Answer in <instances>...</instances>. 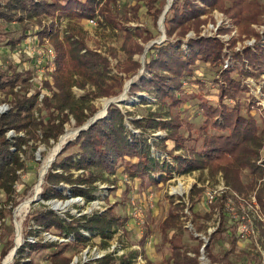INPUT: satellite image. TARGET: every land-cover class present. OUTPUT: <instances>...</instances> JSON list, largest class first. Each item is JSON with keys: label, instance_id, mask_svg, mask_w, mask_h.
Returning a JSON list of instances; mask_svg holds the SVG:
<instances>
[{"label": "trees", "instance_id": "16d2710c", "mask_svg": "<svg viewBox=\"0 0 264 264\" xmlns=\"http://www.w3.org/2000/svg\"><path fill=\"white\" fill-rule=\"evenodd\" d=\"M125 2L126 0H6L0 6L1 22L15 23L22 30L28 24L37 26L35 36L40 43L48 42L54 48L56 64V71L52 75L54 84L45 82L43 85L48 95L42 100V107H39L41 92L29 95V77L23 78L17 71L7 79L0 76V90L13 97L11 110L0 117V191L8 198L15 194L16 185L21 179L19 172L26 168L21 155L30 141L39 140V134H42L41 140L45 143L57 141L63 134L70 115L78 126H82L95 113L94 107H91L93 100L115 97L122 92L125 78L113 74L109 59L117 58L116 50L109 48L107 55H104L99 49L90 48L85 25L100 18L103 26L112 31H121L124 38L121 50L127 56V63L125 67L123 63L120 64V72L126 76H134L140 67L134 57L143 55L145 45L154 41L158 35L151 29L131 27L130 24L141 23L140 11L146 5L153 27H157V20L166 1ZM215 10L226 14L237 25L240 34L254 35L257 38L258 45L255 48L246 47L241 52L235 51V40H232L230 49L233 50V60L241 64L238 71V66L224 68L229 55L225 53V45L217 37L199 36L189 40L186 50L183 48L184 42L180 38H184L191 30L199 33L200 26L205 22L202 17ZM63 18L67 20L64 27L61 21ZM261 22H264V5L257 2L173 0L164 21L168 39L151 46L146 54V76L131 86V94L142 92L153 96L158 109H150L142 119L134 118L130 121L133 129L140 132L137 134L127 125V118L133 114H124L119 107L111 105L106 117L82 131L75 142L68 143L57 156L44 175L41 197L44 200L66 199L64 193L68 190L71 197H82L86 203H90L97 197L99 184L116 188L118 174L125 176L127 180L139 181L141 189L167 183L176 175L207 172L211 178L216 179L222 174L229 190L212 205L210 214L219 215V225L209 235L204 250L211 264H236V259L233 258H237L239 253L254 261V257L257 258L254 250L240 246L243 240L238 229L241 217L248 215V200L252 196H255L264 213V160L263 166L258 164L264 150V126L261 127L252 115V103L247 104L246 110L242 107L241 100L246 98L249 88L243 83V79L234 77L233 73L246 79L255 76V70H258V75L264 70V45L261 44L264 36L252 28V25ZM220 32L227 33L228 30ZM174 36L179 38L175 43L172 41ZM1 37L0 33V44ZM8 42L15 44L14 41ZM198 64H203L208 69L210 77L201 79L197 76ZM5 74L8 75L9 72ZM196 77L201 86H207L209 82L217 88L218 104L203 101L198 105L197 117H204V121L193 144L187 145L193 138L195 125L182 121L179 108L187 102V98L179 94L182 93L184 83L195 81ZM20 81L21 84H18ZM18 86L21 87L19 95L15 92ZM75 87L81 90L90 88L91 91L76 98L73 93ZM44 111H47L45 117L42 116ZM9 130H14L17 134L23 133L24 136L10 140L6 137ZM211 130L214 133H210ZM157 131L165 132L166 137L155 140L152 136ZM199 140L201 141L198 142ZM169 141L173 147L168 145ZM72 148H76V151L66 154ZM154 151L165 154V157L154 156ZM245 173L248 174L247 179L244 178ZM63 186L69 188L62 190ZM201 191L202 189L194 186L189 199L190 220L196 234L207 230L203 220L210 216L208 213L202 215L196 208L198 205L202 206ZM232 197L237 207L236 218L228 205ZM186 209L187 205L183 201L169 199L166 216L159 225L160 245L169 250L164 264H202L200 257L205 242L190 232V238L198 244L189 247L184 243V232L189 231L184 221ZM9 213L11 212H7L0 204V220H5ZM29 220L40 229L30 228L27 239L29 236H37L42 230H55L60 236H72L75 243L83 246L90 242L84 232L100 237L103 246H106L127 223L126 217L116 214L114 206L103 213L79 218L72 215L63 218L54 211L46 210L35 213ZM256 220H252V226H257L258 236L256 232L252 236L257 238L258 248L260 246L264 249V224ZM28 226L33 227L30 223ZM9 228L11 232L14 231L12 225ZM147 237L145 235L140 241L143 248ZM54 246L25 241L16 254L14 264L22 263L23 255L28 249L33 253ZM12 247L13 240L3 248L1 258H5ZM136 255L132 253L130 256L134 258ZM131 258L108 255L96 264H131ZM49 261L51 264H71L72 259L64 256V251H56Z\"/></svg>", "mask_w": 264, "mask_h": 264}, {"label": "rangeland", "instance_id": "374dc122", "mask_svg": "<svg viewBox=\"0 0 264 264\" xmlns=\"http://www.w3.org/2000/svg\"><path fill=\"white\" fill-rule=\"evenodd\" d=\"M135 1L136 0H126L125 3L130 4L134 3ZM165 1L166 5L163 9V12L168 5V0ZM249 1L264 5V0ZM5 2L6 0H0V6H3ZM163 12L157 20V27L154 28L152 18L147 14V7L145 5L140 11L141 23L132 22L130 24L131 27L140 26L151 29L155 35H158L154 41L145 45V51L147 49L149 50L154 44H161L168 39L165 26H159ZM99 19L100 18L96 19V25H91L89 23L85 25V30L88 33V45L92 49H99V52H103L104 55H107L106 53H108L107 50L109 48H114L117 52V58H109L112 64L113 74H119V76L125 78V80L122 92L118 96L99 98L91 102V107H94L95 113L83 125L88 123V121L96 115L102 114L104 111L105 113L103 114L102 118L106 117L108 108L111 105H116L124 114H126V112L133 114L127 118V125L131 130L139 134L140 132L134 130L133 126L130 125V121L134 118L142 119L144 115H147V112L150 109L151 111L158 109L156 99L153 96L142 92L137 93L136 95L131 94V86L134 83H138L141 77L146 76L145 63L147 53L144 51L143 55L134 57L140 65L134 76L131 74L126 76L125 73H121L120 71L122 67L120 64L123 63V67H125V64L127 63V56L121 50L124 41L123 33L117 30L112 31L110 28L103 26ZM202 19L205 22H203V24L200 26L199 33L195 30H191L184 38H180L184 42L183 48H187V43L190 39H195L199 36L207 38L217 37L223 42L226 48L225 53L229 55V58L225 61L224 68L229 69L231 67L238 66L236 68V71H238L237 69L241 68V64L238 61L233 60V50L230 49L232 40H235V51L241 52L246 47L255 48L258 45L257 38L254 35L246 36L240 34L241 32L239 33L237 25H235L226 14L220 12L219 10H215L207 16H203ZM61 21L63 22V27L66 26L67 20L63 18ZM36 27L37 26L33 24H28L25 27V30H22V28L15 23L6 24L0 21V33L2 35L0 44V76H2L4 79H7L12 75V73L17 71L21 73L23 78L26 76L29 77V84L27 87V90L30 89L29 95L41 92L39 97V107H42L41 102L45 98V95H48V93L44 91L43 85H45V82H49L51 85L54 84L52 75L56 71V64L54 61L48 62L49 53L53 51L55 54L54 48L48 42H43V44L39 42L38 37L35 36ZM252 28L261 36H264V22L252 25ZM222 30H228V32L222 33L220 32ZM23 34L26 36L23 37ZM176 39L179 38L176 36L172 38L173 43L176 42ZM8 41H14L15 44H11ZM261 41V44L264 45V37ZM153 42L157 43L151 45ZM196 71L197 76L201 79L206 76L208 78L209 76V74H207L208 69L203 64H198ZM5 72H9V74L7 75ZM254 73L256 74L255 76L248 77L246 79L242 78L239 74H236V72L233 73V76L243 79V83L249 88L248 95L246 98L241 100L242 107L244 106V109L246 110L247 104L252 103L253 110L251 113L257 119L258 124L263 127L264 70L260 73V75H258V70H255ZM195 79V81L185 82L181 90L182 93L179 94V96H185L187 98V102L179 108L182 121L184 123H193L195 125V130L192 133L193 138L187 142V145L193 144L194 139L198 135V129L202 126L204 121V117H197L198 113L196 111L198 110V105L203 101H209L213 104H218L217 88L209 82L207 83V86H201V84L198 83V78L196 77ZM18 84H21V81ZM20 88L21 87L18 86L15 89V92L18 95L21 91ZM89 91H91L90 88L85 90H81L76 87L73 88V93L76 98L87 95ZM110 99H116V101L114 104H111L108 107L107 104L109 103ZM120 99L121 101L117 102ZM12 102L13 97L0 90V117L11 110ZM106 106L107 108L105 110ZM46 115L47 111H44L42 116L45 117ZM37 117H39V115H37ZM58 122L59 121H57V123ZM82 126H78L73 116L70 115L69 121L64 126V132L62 135H60L57 141L50 140L49 143H45L41 140L42 134H39V140L36 142L35 140L30 141L29 146L24 148L25 152L22 153L21 157L26 163V168L25 170L19 172V174H21V179L16 185L15 194L11 198H8V196L3 191H0V204L2 205V208L6 209L7 212H11L8 214V217H6L5 220H0V264H4V262L6 263L7 261H10L9 264H14L16 256L13 258V260L9 259L11 258L14 248L17 245L18 233H20V248L24 245L25 241L31 244L47 243L55 245L54 247H51L47 250L37 252L35 251L33 253H30V249H28L27 253L23 255L21 264H51L49 258L52 253L56 251H64V256L68 258L71 257V264H96L98 260L103 259L108 255H113L116 258H131L130 255L132 253L137 255L136 257L130 259L131 264H164L165 257L169 254V250L167 247H161L160 245L161 231L159 225L166 216L169 206V199L173 198L177 202L183 201L187 205V208H189V199L194 186L202 189L200 197L203 201L207 188L216 189L221 181L224 182L222 174H219L216 179H213L208 175L207 172H195L193 174L184 176L176 175L167 183L160 184L159 186H152L147 189H141L139 187V181L127 180L125 176L118 174V183L116 184V188H114L112 185L109 186L105 184H99V190L96 192V199L90 203H86L82 197H71V194L68 192V190H66L64 193L67 196L66 199L44 200L41 197V193L43 191L42 184H44L43 180L40 188V194L38 195V202L31 203L28 208H25L20 212L19 208L26 201L29 199L33 200L35 188L40 183V172L43 168V165L53 154L55 147L60 143L61 139L67 134L68 131L73 130L76 131V135L66 141V143L60 149L61 152L68 145V143H74L81 133L80 132L77 134V130ZM181 131L183 132L184 128L181 129ZM209 132L214 133L212 130ZM185 134L187 135L188 133L185 132ZM20 135L24 136L23 133L17 134L14 130H9L6 133V137L10 140H13L15 137ZM152 137L155 140L165 138L166 133L157 131L153 133ZM200 141L201 140L198 142ZM168 143L170 147H173L171 141ZM74 151H76V148H72L66 154ZM154 156L164 158L165 154L154 151ZM263 160L264 150L261 152V157L258 161V164L263 166ZM244 178H248L247 173L244 174ZM68 188L69 187L67 186H63L62 190ZM179 189L183 190V196L175 195V191ZM250 199L248 202L251 204ZM112 206L115 207L116 214L127 218V223L124 225V228H120L118 230L113 239L107 242L106 246H103V241L100 237L91 236L86 232H84V234L90 239V242L86 246L75 243V239L72 236H60L55 230H52L51 232H44L42 230L37 236H29L27 239V233L30 228L35 230L40 229L34 225L32 220H29L31 219L32 215L37 212L49 210L54 211L63 218H67L68 215L79 218L83 215L103 213ZM241 207H243V204H241ZM196 208L199 209L202 215L211 213V211L206 212V210L200 205H198ZM251 210L249 208L250 218L255 220L254 218L256 216L252 215ZM184 221L186 226H188V223L192 224L190 218L184 219ZM203 221V223L207 225V230H204L201 234H196L195 231L191 230L190 228H188L189 231L184 232V243L187 246L193 247L198 244V242L190 238V232H192L195 236L200 237L201 240H209V234L219 225V215L217 213H214L213 215L210 214L209 218ZM29 223L33 227H29ZM11 225L14 229L13 232H11V229L9 228ZM145 235L148 237L143 248L140 244V241ZM256 239L257 238L255 236H251L249 242L247 245H244L243 248L246 246L248 249L252 248L254 250V255L257 256V258L254 257L255 260L251 261L247 255H241L239 253L237 254V258H233L236 259V264H264V249H262L260 246L258 248ZM11 240H13V247L11 250H9L5 258H1V254L4 251L3 248ZM205 257V259L201 260L202 264H210L206 252Z\"/></svg>", "mask_w": 264, "mask_h": 264}, {"label": "built area", "instance_id": "2783aa9c", "mask_svg": "<svg viewBox=\"0 0 264 264\" xmlns=\"http://www.w3.org/2000/svg\"><path fill=\"white\" fill-rule=\"evenodd\" d=\"M89 24L96 25L97 24V20L96 19L95 20H91L89 22ZM54 59H55V54H54L53 51H51L49 53V55H48V62H53ZM180 189L175 191V195L183 196L184 192H183V190H180ZM228 190L229 189L225 186V183L223 181H221V183H219V185L216 187V189L207 188V191L205 192L204 199L202 201V207L206 210V212L207 211L210 212L211 211V206L216 202L217 198L219 196H221L223 193L227 192ZM233 196H236L238 198V200L243 201V199L240 198L239 196H237L235 194H233ZM233 201H234V198L233 197L230 198L228 205H229L230 212L236 218V217H238V214H237V211H236L237 207H236V205H234ZM250 201H251V204L248 202V208H247L248 215L241 217L242 221L240 222L239 229H238V234L241 237V239L243 240V243L248 242L250 237L255 234V230H254V228L252 226V219L250 218V215H249V212H250L249 208H250V210L252 209L251 210L252 211V215L256 216L254 219H257L258 221H262V222L264 221L263 213H262V211L260 209V206L257 203V200H256L255 196H252ZM185 214H186V217L184 219H188V217L190 218L189 208H187L185 210ZM186 227L190 228L191 230H194L193 229L194 227H193V225L191 223H188V226H186ZM215 230H216V228H214L213 231H211V233L209 235H211ZM204 242H205V244L202 247V254H201V257H200V261L202 259L206 258L204 249H205L206 245L208 244V240L204 241Z\"/></svg>", "mask_w": 264, "mask_h": 264}, {"label": "bare ground", "instance_id": "6f19581e", "mask_svg": "<svg viewBox=\"0 0 264 264\" xmlns=\"http://www.w3.org/2000/svg\"><path fill=\"white\" fill-rule=\"evenodd\" d=\"M173 0H168V5L172 3ZM109 104V103H108ZM107 104V106H108ZM107 106L105 107V110L107 108ZM105 113V111L102 114L99 115H103ZM76 135V131H68L67 134L61 139L60 143L55 147L53 154L50 156V158L46 161V163L43 165V168L40 172V183L38 186H36L35 191H34V199H38V195L40 194V188H41V184L43 182V177L45 175V173L48 171L47 169H49V165L51 163V159L53 158V156L55 154H57L60 149L62 148V146L66 143L67 140L73 138ZM55 157V156H54ZM32 203V200L29 199L28 201H26L20 208L19 211L21 212L23 209L28 208L30 206V204ZM17 243H20V233H18V239H17ZM13 253L11 255V258L9 260H13ZM10 261H7L6 263L4 262V264H9Z\"/></svg>", "mask_w": 264, "mask_h": 264}, {"label": "water", "instance_id": "95a60500", "mask_svg": "<svg viewBox=\"0 0 264 264\" xmlns=\"http://www.w3.org/2000/svg\"><path fill=\"white\" fill-rule=\"evenodd\" d=\"M172 6V3L167 5L166 6V9L165 11L163 12V15H162V18L159 22V26L162 27L164 26V21H165V15L167 14V12L169 11V9L171 8ZM161 42V41H160ZM154 43H157V42H153L151 45H153ZM150 48V46H149ZM148 49L145 51V53H147ZM116 101V99H110L109 100V105L108 107L111 105V104H114ZM120 100H118L117 102H120ZM103 117V115H96L95 117H93L92 119H90L88 121V123H86L85 125H83L82 127H80L78 130H77V134H79L80 132L82 131H85L87 130L91 125H93L97 120L101 119ZM61 152V150L55 155V157L53 158V160L51 161L50 165H49V168L51 167L52 163L55 161L56 157L59 155V153ZM38 202V199H34L32 200V203H37ZM21 244L20 243H17L16 247L14 248V251H13V257L16 256L17 252H18V249L20 248Z\"/></svg>", "mask_w": 264, "mask_h": 264}, {"label": "crops", "instance_id": "0c3cea01", "mask_svg": "<svg viewBox=\"0 0 264 264\" xmlns=\"http://www.w3.org/2000/svg\"><path fill=\"white\" fill-rule=\"evenodd\" d=\"M263 218H264V213H263ZM256 221H257V220H256ZM260 222L264 224V221H263V222L260 221ZM254 228H255L256 236H258V228H257V226L255 225ZM248 242H249V241H248ZM248 242H246V243H244V244H247ZM244 244H241L240 246H244Z\"/></svg>", "mask_w": 264, "mask_h": 264}]
</instances>
